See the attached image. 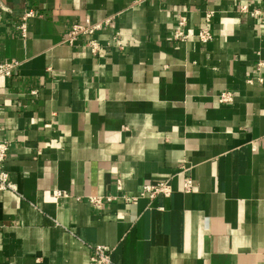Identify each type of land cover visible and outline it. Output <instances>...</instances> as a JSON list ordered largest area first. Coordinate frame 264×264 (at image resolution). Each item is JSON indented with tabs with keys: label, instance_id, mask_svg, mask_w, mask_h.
<instances>
[{
	"label": "crops",
	"instance_id": "crops-1",
	"mask_svg": "<svg viewBox=\"0 0 264 264\" xmlns=\"http://www.w3.org/2000/svg\"><path fill=\"white\" fill-rule=\"evenodd\" d=\"M107 18L99 55L65 42ZM16 61L0 264H97L99 245L111 264H264V0H0V62ZM164 180L170 197L126 201Z\"/></svg>",
	"mask_w": 264,
	"mask_h": 264
},
{
	"label": "built area",
	"instance_id": "built-area-1",
	"mask_svg": "<svg viewBox=\"0 0 264 264\" xmlns=\"http://www.w3.org/2000/svg\"><path fill=\"white\" fill-rule=\"evenodd\" d=\"M244 9L247 10V7H244ZM213 13L210 12L206 15L207 20L212 17ZM252 16H259L261 15V12L257 9L253 10L251 12ZM36 14L33 11H26L22 17V23L19 27L21 31L22 37H27V31H28V20L35 17ZM113 22L112 18H107L102 22L95 23L91 19H86L84 23H74L67 34V37L65 38V42L70 46H76L77 42L81 40L82 38H86V46L90 48L92 54L99 55L103 50L109 48L113 45L114 41L118 40V34H116L112 41L106 42L105 44H102L98 39L93 38L98 33L103 31L105 28H108L111 23ZM186 24V18L183 16L178 17V25L179 29L175 32L173 37L175 39H183L186 40L190 37L191 31H186L184 29H181ZM198 36L200 37L201 41L204 43H207L213 39V35L206 29H200L197 30ZM115 44V43H114ZM120 45V46H119ZM117 46L122 47L121 44ZM21 64L19 62H0V78H9L11 77L15 71H17L20 68ZM264 67L263 62H259L257 66V70H261V68ZM260 80H262L260 78ZM231 94L230 93H223L221 96H219V102L220 103H227L230 102ZM9 150V145L5 141L0 140V191H8V190H14L13 183L10 180L9 172L6 168V161H7V154ZM184 189L186 193H190L193 191V181L191 178L185 179ZM173 193L172 186L170 184L169 180L159 181L157 183H146L142 186V189L139 193V196L130 197L126 196V201L134 202L137 201L138 198L148 197L149 199H154L155 197L159 195H163L165 197H170ZM55 196L57 198L60 197H68V194L64 191H56ZM115 197H106L105 200L108 202L114 201ZM90 202L98 207L102 204L103 200L100 197H91ZM94 255L92 257V261H94L97 264H111L110 261V248L99 245L93 248Z\"/></svg>",
	"mask_w": 264,
	"mask_h": 264
}]
</instances>
